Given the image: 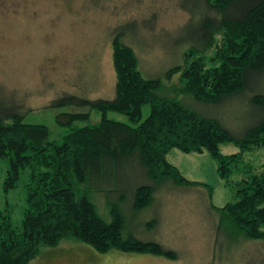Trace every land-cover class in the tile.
I'll return each instance as SVG.
<instances>
[{
	"label": "trees",
	"instance_id": "1",
	"mask_svg": "<svg viewBox=\"0 0 264 264\" xmlns=\"http://www.w3.org/2000/svg\"><path fill=\"white\" fill-rule=\"evenodd\" d=\"M179 5L188 12L193 28L177 40L184 47V65L165 72L166 79L180 74L176 94L216 105L264 82V0H179ZM125 36L121 26L112 33L116 74L112 99L66 94L54 102L96 109L101 112L97 123L76 125L89 119V112L60 113L57 121L67 130L57 141L49 139L47 125L24 123L15 109L0 110V157L7 161L3 190L16 188L21 173L28 172L20 228L13 226L10 215H1L0 264H29L43 247L66 239L100 253L116 249L176 259V251L157 241L125 234L120 207L128 201L139 213L167 186L206 185L212 194L210 186L187 179L169 161L171 149L207 151L216 161L217 174L233 195L221 207L209 205L219 214L216 231L222 228L229 238L264 241V167L246 160L247 154L264 149V86L254 88L248 98L257 118L236 136L217 118L163 95L161 78L143 73ZM145 105L149 115L135 126L107 117L113 111L135 123ZM227 143L238 151L223 154L220 147ZM133 166L139 176L132 173ZM98 196L111 204L110 220L99 213L92 199ZM155 224L153 219L148 222L151 228Z\"/></svg>",
	"mask_w": 264,
	"mask_h": 264
},
{
	"label": "rangeland",
	"instance_id": "2",
	"mask_svg": "<svg viewBox=\"0 0 264 264\" xmlns=\"http://www.w3.org/2000/svg\"><path fill=\"white\" fill-rule=\"evenodd\" d=\"M188 16L179 0H0V110L15 109L24 123L47 125L49 139L57 141L67 130L57 121L60 113L89 112V119L76 125L97 123L101 112L96 109L54 102L66 94L90 100L115 96L112 33L121 26L126 31L125 43L141 60L143 73L161 78L163 95L175 96L201 115L217 118L240 136L258 116L249 103L250 92L264 82L254 84L244 96L207 105L176 94L179 73L165 78L168 68L185 63L184 47L180 48L177 40L193 28ZM149 112V105H145L135 123L113 111L107 117L135 126ZM220 150L230 154L238 147L227 143ZM168 159L187 179L210 186L212 194L206 185L167 186L139 213L128 201L120 207L125 234L157 241L176 251V259L116 249L100 253L86 243L66 239L55 247H43L29 264H264L263 240L229 238L222 228L216 231L219 214L209 205L221 207L232 201L233 195L218 176L212 156L207 151L171 149ZM246 160L257 168L264 167V149L247 154ZM6 170L7 161L0 157V219L10 215L13 226L20 228L27 205L28 172L21 173L16 188L5 192ZM131 170L139 176L135 166ZM100 197L92 199L99 213L110 220L111 204ZM152 219L156 224L151 228L148 222Z\"/></svg>",
	"mask_w": 264,
	"mask_h": 264
}]
</instances>
